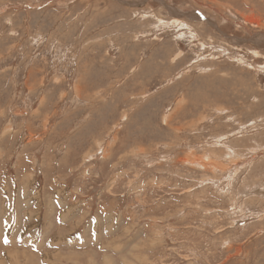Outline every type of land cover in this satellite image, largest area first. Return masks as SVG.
<instances>
[{
  "label": "rangeland",
  "instance_id": "rangeland-1",
  "mask_svg": "<svg viewBox=\"0 0 264 264\" xmlns=\"http://www.w3.org/2000/svg\"><path fill=\"white\" fill-rule=\"evenodd\" d=\"M0 264H264V0H0Z\"/></svg>",
  "mask_w": 264,
  "mask_h": 264
},
{
  "label": "bare ground",
  "instance_id": "bare-ground-1",
  "mask_svg": "<svg viewBox=\"0 0 264 264\" xmlns=\"http://www.w3.org/2000/svg\"><path fill=\"white\" fill-rule=\"evenodd\" d=\"M173 11V10H172Z\"/></svg>",
  "mask_w": 264,
  "mask_h": 264
}]
</instances>
